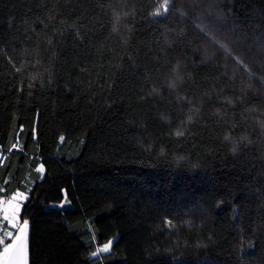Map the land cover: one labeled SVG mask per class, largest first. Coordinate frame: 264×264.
<instances>
[{
  "label": "trees",
  "instance_id": "trees-1",
  "mask_svg": "<svg viewBox=\"0 0 264 264\" xmlns=\"http://www.w3.org/2000/svg\"><path fill=\"white\" fill-rule=\"evenodd\" d=\"M159 3L0 0V187L31 189L30 264H264V0Z\"/></svg>",
  "mask_w": 264,
  "mask_h": 264
},
{
  "label": "snow or ice",
  "instance_id": "snow-or-ice-1",
  "mask_svg": "<svg viewBox=\"0 0 264 264\" xmlns=\"http://www.w3.org/2000/svg\"><path fill=\"white\" fill-rule=\"evenodd\" d=\"M176 0H161V3L156 7V9L150 13L153 17L165 16L170 11H174V4ZM184 15L183 12L180 13ZM124 15H128V13H124ZM121 19L120 14L115 15V22L119 23ZM199 27V30L203 32L209 40L213 43L219 44L220 42L216 39L214 33L210 29L205 27ZM116 26L113 25V31L115 32ZM51 43V41H49ZM220 47L224 48L225 45L220 44ZM227 50V49H226ZM236 63L238 65H242L247 70V66L244 65L243 60L240 58H236ZM18 72L21 70L19 68L16 69ZM35 79V77H33ZM32 85H29L31 87ZM177 85L175 82L170 84V87L175 88ZM198 112V109L195 110ZM193 119L192 115L187 117V122H191ZM264 127V125H262ZM23 132V126H21V133ZM20 133H17V143L12 144L11 147L7 150L0 148V165L3 164V160L6 159L4 153L7 152L11 154L13 150L18 149L19 147V137ZM177 136L184 135L183 131H177ZM33 136L35 137V129H33ZM60 142L63 143L65 140L64 136H61ZM227 139V137H226ZM237 149H233L235 152ZM36 172L40 173L41 176L45 172V168L43 164H40L36 169ZM7 183V182H5ZM11 190L0 187V264H30L29 260V230H30V220L29 219H21L22 209L26 206L27 202L30 199L29 193L31 189L27 191H21L19 189L11 192ZM67 193L65 192V200L62 201L59 205H51L50 207L61 208L63 209L64 205L68 202L66 199ZM26 215V213H25ZM171 222L169 221V224ZM112 241H108V243L104 244L102 247H98L97 250L91 253L92 257H96L100 253H109L112 245Z\"/></svg>",
  "mask_w": 264,
  "mask_h": 264
}]
</instances>
